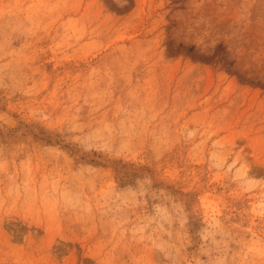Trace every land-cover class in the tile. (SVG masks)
<instances>
[{"label":"rangeland","instance_id":"obj_1","mask_svg":"<svg viewBox=\"0 0 264 264\" xmlns=\"http://www.w3.org/2000/svg\"><path fill=\"white\" fill-rule=\"evenodd\" d=\"M0 264H264V0H0Z\"/></svg>","mask_w":264,"mask_h":264},{"label":"trees","instance_id":"obj_2","mask_svg":"<svg viewBox=\"0 0 264 264\" xmlns=\"http://www.w3.org/2000/svg\"><path fill=\"white\" fill-rule=\"evenodd\" d=\"M193 49V48H192Z\"/></svg>","mask_w":264,"mask_h":264}]
</instances>
